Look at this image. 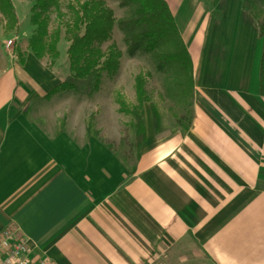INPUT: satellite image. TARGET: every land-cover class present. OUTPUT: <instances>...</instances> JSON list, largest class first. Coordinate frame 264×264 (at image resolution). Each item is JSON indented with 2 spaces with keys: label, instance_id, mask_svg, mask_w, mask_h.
<instances>
[{
  "label": "crops",
  "instance_id": "obj_1",
  "mask_svg": "<svg viewBox=\"0 0 264 264\" xmlns=\"http://www.w3.org/2000/svg\"><path fill=\"white\" fill-rule=\"evenodd\" d=\"M160 1L189 65L187 124L153 134L141 111L129 169L83 141L81 127L54 134L61 115L46 114L45 94L62 80L25 42L19 66L0 48V232L12 230L45 264L179 253L197 264H264V98L247 10L237 0Z\"/></svg>",
  "mask_w": 264,
  "mask_h": 264
},
{
  "label": "trees",
  "instance_id": "obj_2",
  "mask_svg": "<svg viewBox=\"0 0 264 264\" xmlns=\"http://www.w3.org/2000/svg\"><path fill=\"white\" fill-rule=\"evenodd\" d=\"M27 24L31 29L25 41V50L34 61L55 59L54 46L57 42V29L46 34L47 10L55 13L52 0H29ZM120 10L122 16L113 20L109 10L99 0H68L64 10L67 18L62 22L61 32L66 44L63 52L66 75L55 87L47 91L45 98L54 94H71L89 96L94 90L101 74L110 78L116 71L119 55L112 45L99 47L109 39L113 26L119 36V43L126 57L133 55L146 57L153 70L163 77L162 86L165 96L176 105H181L185 111L183 127L187 124V108L190 96L189 65L185 52L177 38L171 19L160 0H109ZM248 13L251 25L255 31V43L258 48L257 95L264 98V0H237ZM256 5L257 7H254ZM57 20L59 16L54 14ZM0 19L6 28L14 25L12 8L8 0H0ZM15 63L19 66L20 59L15 50H10ZM13 52V53H12ZM147 75L140 73L132 79L133 106L127 104L118 95H113L116 114L128 118L130 131V148L136 153L142 141V120L140 107L147 104L149 122L153 134L160 131L157 127L159 119L157 106L160 99L154 96L152 102L144 99L142 86ZM87 115L82 122V140L95 139L91 132L90 120ZM174 125L178 120L172 118ZM55 133L61 128V120L55 122ZM100 145L105 147L101 141Z\"/></svg>",
  "mask_w": 264,
  "mask_h": 264
},
{
  "label": "rangeland",
  "instance_id": "obj_3",
  "mask_svg": "<svg viewBox=\"0 0 264 264\" xmlns=\"http://www.w3.org/2000/svg\"><path fill=\"white\" fill-rule=\"evenodd\" d=\"M8 1L12 8L14 25L7 29L0 19V48L3 49L7 42L9 46L4 48V52H6L9 57L13 58L10 50H15L20 59V55L17 53L18 50L16 48L19 47L20 51L23 49L24 42L31 32L27 24L28 10L31 6V2L29 0ZM52 1L55 5L56 12L54 13L51 8H48L45 32L46 34H50L57 29V42L54 46L55 59L50 60L43 58L39 63L43 65L45 71L53 75L54 79L62 80L66 75L65 59L63 55L66 44L62 39L61 25L67 18L64 7L68 0ZM99 1L109 10L113 20H117L122 16L121 11L115 8L114 3L109 0ZM254 7L257 6L254 5ZM54 14L59 16L58 20L54 18ZM109 44L113 46L119 55L116 71L110 78H106L101 74L94 90L89 96L71 94L51 95L46 98L44 108L46 114L52 116L54 121L59 119L58 117L61 115V126L63 127L64 125V128L66 127L69 134L74 137L79 134L80 127L82 130L83 119L87 115H92L90 129L93 136H95L96 140L103 137L104 145L109 148L108 150L115 156L119 164L129 169L133 162L134 152L130 148L131 140L130 131L127 126L128 118L116 114V107L113 104V95H120L127 104L133 106L131 82L135 76L144 73L147 75L142 86L144 99L152 103H154V96L160 99V103L156 105L159 115L157 122L158 129H162L164 132L180 131L184 124L185 111L181 105L174 104L165 96L162 86L163 77L153 70V67L147 61L146 57L136 55L126 57L124 55L123 48L119 43V36L113 26L110 29L108 41L99 47V51L102 52L104 47ZM24 51L27 52L25 49ZM141 111L144 119L149 117L147 104H142L140 107V112ZM172 118L178 120V125L173 124ZM102 129L103 132H94V130L102 131ZM193 261H195V259L181 257V253H179L178 257H173L171 260L163 256L148 262V264H197L196 261Z\"/></svg>",
  "mask_w": 264,
  "mask_h": 264
},
{
  "label": "built area",
  "instance_id": "obj_4",
  "mask_svg": "<svg viewBox=\"0 0 264 264\" xmlns=\"http://www.w3.org/2000/svg\"><path fill=\"white\" fill-rule=\"evenodd\" d=\"M6 46H9L7 42ZM0 264L45 263L38 257H33L27 250L24 241L17 238L12 230L5 229L0 232Z\"/></svg>",
  "mask_w": 264,
  "mask_h": 264
}]
</instances>
